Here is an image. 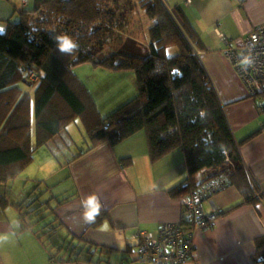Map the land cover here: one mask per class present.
<instances>
[{
	"label": "trees",
	"instance_id": "trees-1",
	"mask_svg": "<svg viewBox=\"0 0 264 264\" xmlns=\"http://www.w3.org/2000/svg\"><path fill=\"white\" fill-rule=\"evenodd\" d=\"M133 1L33 0L31 6L0 19L6 24L0 34V183L16 179L34 161L36 151L68 133L72 122L90 117L96 120L87 129L86 147L73 152L71 145L76 141L72 136L66 150L55 145V155H62L59 159L64 166L103 142L115 146L143 131L152 162L176 149L185 153L188 177L170 191L172 196L190 194L201 183L227 174L232 185L242 191L244 202L256 203L261 199L260 190L249 177L224 104L198 52L206 45L189 14L180 5L171 8L164 0H138L153 21L148 46H140L132 36L127 40L133 44L126 40L123 51H117L122 41L115 38L123 31V20L130 19ZM56 35L77 40L79 50L71 55L60 53ZM172 45L180 52L169 58L165 52ZM88 62L109 71L134 73L137 94L102 117L90 89L74 71ZM31 71L38 75L37 80L29 78ZM19 82L36 87L34 94ZM121 162L124 166L131 164V157ZM36 183L40 188L44 181ZM45 187L31 205L38 202L32 210L42 206L49 210L35 223L54 216L41 228L42 234L37 232L39 239L55 240L65 227L57 208L77 193L68 190L55 194L53 186ZM45 193L50 196L44 200L41 196ZM9 204L7 196H0L2 211ZM22 207L21 204L19 208ZM107 218L109 211H101L92 225L97 227ZM35 223L20 229H33ZM64 250H68V256H59ZM97 253L108 256L111 249L72 236L63 250L50 252V258L74 264H102L101 259L93 262ZM252 259L264 264V235L256 238Z\"/></svg>",
	"mask_w": 264,
	"mask_h": 264
},
{
	"label": "crops",
	"instance_id": "crops-1",
	"mask_svg": "<svg viewBox=\"0 0 264 264\" xmlns=\"http://www.w3.org/2000/svg\"><path fill=\"white\" fill-rule=\"evenodd\" d=\"M164 1L171 8L183 7L206 45V49L198 52L224 104L249 177L264 195V111L250 97L223 53L228 47L241 45L254 27L264 24V0ZM32 2L0 0V19L11 16L16 9L31 6ZM108 100L115 102L111 97ZM117 100L121 102V98ZM96 102L102 115L105 104L98 98ZM83 120L87 131L96 118ZM71 136L68 131L56 137L55 143L41 146L25 169L28 180L44 181L56 187L58 194L68 190L77 193L57 208L65 226L61 232L64 239L57 241L60 248L64 249L69 237H82L111 249L108 255L111 259L106 264H146L134 255L140 242L138 233L146 231L158 236L163 223L182 220L183 200L189 194L176 197L170 191L188 177L185 153L176 149L152 162L145 133L140 131L115 146L103 142L64 166L59 159L62 155L57 158L54 147L57 144L64 149L71 145ZM76 143L71 145L72 150L79 146ZM127 157H131V164L124 166L121 159ZM92 196L97 197L100 212L109 211V218L97 227L84 220L85 203ZM244 200L242 191L232 185L204 201L205 211L217 213L218 218L213 226L196 229L195 253L186 264H263L254 262L252 256L256 238L264 235V198L256 203ZM26 231L29 230L0 227V236L6 239L0 245V264H74L51 259L34 230L36 237H29L27 244L13 240L25 238ZM130 246H134L132 251H128ZM22 248L27 258L19 255ZM67 251H62L63 257L68 256ZM116 254L121 258L118 262L112 260Z\"/></svg>",
	"mask_w": 264,
	"mask_h": 264
},
{
	"label": "rangeland",
	"instance_id": "rangeland-1",
	"mask_svg": "<svg viewBox=\"0 0 264 264\" xmlns=\"http://www.w3.org/2000/svg\"><path fill=\"white\" fill-rule=\"evenodd\" d=\"M133 2L135 5L134 9L131 10V8H129L130 19L123 20V22L121 23L123 31L121 32L120 35L117 36L119 39L115 38V41L118 40L122 41L121 47L115 49L117 51L118 50L123 51V49L121 48L124 44L122 43H125L127 37L133 36L138 42L141 43L140 46L143 47L145 46L147 47L149 43L148 33L150 27L153 25V21H151L147 17L145 10L139 5L138 0H134ZM5 27L6 24L0 21V29L4 31ZM126 43H130V45L133 44L132 41H130V39L127 40ZM112 46L114 48V44ZM167 49H171L172 56L180 52V49L176 45H172ZM139 50L143 51V48ZM198 51L200 52V50ZM139 54L143 55L144 53H139ZM74 71L79 75L82 81L88 86L95 99L98 98V101L102 103L104 102L105 108L103 109L104 111H102V117L107 116L109 113H111L112 111H114L115 109L126 103L127 101H129L138 92L136 76L134 75V73L130 71H122V72L109 71L106 70L104 67L97 66L91 62L76 66L74 68ZM240 81L242 80L240 79ZM19 83L24 90L30 91L32 94H34L36 87L32 85H26L21 82ZM110 97L112 99L114 98L115 102L112 100H108ZM118 98H121V102H119L118 100L116 101V99ZM84 124L85 123L83 122V119L78 118L76 121L72 122L71 125L68 127L70 133H72L75 141L77 142L76 144L79 145L76 146L73 152L76 151L78 152L80 147L87 146L86 144L87 131ZM38 163L41 164V162ZM55 175L56 174H54V176ZM27 176L28 175L25 173L24 170L19 176L16 177V179L11 180L7 183H3V184L0 183V196H7L8 200L10 201V204L6 207L5 211H2L0 207V227H17L19 229L20 227L26 226V224L28 223L37 222L39 218L44 217L48 214L49 210H45L43 206L35 210H32V208L37 207L39 205L38 202H35L33 206L31 205L32 201L41 195L40 192L46 190L45 187L46 184H43V186L39 188L36 186L37 183L28 180ZM50 179L51 178H49V180ZM52 180L54 181L55 179L53 178ZM53 192L55 194L59 193L58 190H55ZM45 194L41 196L43 197L44 200L50 196L49 193H47L46 195ZM21 204L23 205V207L19 208ZM52 204H55V202H53ZM20 216H25V219H22V217L20 218ZM53 218L54 216L51 215L48 216L46 219L41 220L39 223H35L33 226L35 233L38 235L37 231H40L39 234H42L44 231L41 228L44 227L45 224L51 221ZM33 229H28L29 231L24 232V233H28V234H24L25 238L22 236L19 238H13V240L14 241H16V239H18L19 241L22 240L27 244L28 240H30L29 237H31V239L32 237H36ZM61 232L62 231H60V233L55 237V240L53 239L47 240V238H43V240L39 239L41 245L45 247L49 255L50 252H52L53 254L59 252L60 246L57 241L64 239L63 237L64 233ZM26 250L29 251L32 249L27 248ZM43 250L44 249H42V251ZM34 252H36L35 247H34ZM137 254L138 253L135 252L134 255ZM19 255L21 257L27 258L25 255L24 248L20 249ZM59 256H63V253H59ZM84 258L88 259L87 256L85 255ZM100 259L102 260L101 261L102 264H106L111 258L109 256L101 255L97 253L94 256L93 262H98L100 261ZM119 259L121 258L120 255L118 254L112 257V260L115 262H118Z\"/></svg>",
	"mask_w": 264,
	"mask_h": 264
},
{
	"label": "built area",
	"instance_id": "built-area-1",
	"mask_svg": "<svg viewBox=\"0 0 264 264\" xmlns=\"http://www.w3.org/2000/svg\"><path fill=\"white\" fill-rule=\"evenodd\" d=\"M27 4L28 0H24ZM236 74L247 87L260 110L264 111V24H260L249 33L241 45L223 50ZM251 60V65L241 66L245 58ZM29 78L38 79L31 71ZM264 131V125L262 126ZM232 185L229 175L223 174L201 183L189 196L183 200L182 220L180 222H165L159 235L146 231L138 233L140 242L138 253L146 264H186L195 253L194 234L196 229H207L215 224L217 213L205 211L203 203L218 192ZM258 196L264 198L263 192Z\"/></svg>",
	"mask_w": 264,
	"mask_h": 264
},
{
	"label": "clouds",
	"instance_id": "clouds-1",
	"mask_svg": "<svg viewBox=\"0 0 264 264\" xmlns=\"http://www.w3.org/2000/svg\"><path fill=\"white\" fill-rule=\"evenodd\" d=\"M2 29H0V34H2ZM54 40L56 42L57 48L62 54H73L78 51L80 45L77 40L73 39L68 35H56L54 36ZM166 55L171 58L172 51L171 49H166ZM241 66L251 65V60L249 58H245L244 60L239 62ZM178 71V70H177ZM223 147V146H222ZM85 208L87 209L84 214L85 222H94L95 217L99 214L101 205L98 202L97 197L92 196L89 197L87 202L85 203ZM6 242L5 236H0V245Z\"/></svg>",
	"mask_w": 264,
	"mask_h": 264
}]
</instances>
